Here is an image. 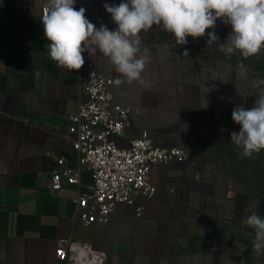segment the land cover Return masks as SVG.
<instances>
[{
	"label": "crops",
	"instance_id": "crops-1",
	"mask_svg": "<svg viewBox=\"0 0 264 264\" xmlns=\"http://www.w3.org/2000/svg\"><path fill=\"white\" fill-rule=\"evenodd\" d=\"M45 1L0 0V237L6 256L12 264H171L161 254L170 227L160 222L165 202L176 193L168 166L153 168L151 177L160 193L142 201L141 217L123 205L103 226L84 227L75 220L74 200L93 185L91 171H83L77 184H66L56 193L50 190L59 157L68 166L78 165L67 126L84 98L80 74L91 60L113 80L119 74L99 53H83L80 70L58 67L45 48ZM120 2L76 0L75 7H84L97 28L104 24L114 30L104 4ZM226 26L217 20L219 43L225 42L220 33ZM141 37L151 57L143 83H114L115 100L133 109L132 126L117 143L127 146L130 138L148 130L161 145H202L204 133L225 120L228 90L236 92L224 73L211 72L227 69L226 61L214 67L192 52L182 54L186 45H176L160 27ZM187 39L204 44L208 36ZM61 240L73 242L66 262L56 254Z\"/></svg>",
	"mask_w": 264,
	"mask_h": 264
},
{
	"label": "clouds",
	"instance_id": "clouds-1",
	"mask_svg": "<svg viewBox=\"0 0 264 264\" xmlns=\"http://www.w3.org/2000/svg\"><path fill=\"white\" fill-rule=\"evenodd\" d=\"M76 0H47L41 18L47 55L58 67L70 72L85 64L83 53L106 57L119 75L115 85L143 83L142 73L149 64V49L143 46L141 33L154 26L169 33L176 45H186L193 39L208 36L207 45H215L228 59L238 54L244 59L259 56L264 51V0H121L118 5L104 4L116 25L96 27L85 15L86 9L75 7ZM217 20L231 26L225 42L219 43L215 33ZM212 29V31H207ZM189 55L185 49L182 53ZM237 71L247 75L241 60ZM93 74V73H92ZM264 80H255L258 96L250 108L243 104L232 111V120L240 125L231 132L230 140L240 149L239 158H251L264 151ZM224 131V129H222ZM255 210L243 220L254 231L253 251L264 255V216Z\"/></svg>",
	"mask_w": 264,
	"mask_h": 264
},
{
	"label": "rangeland",
	"instance_id": "rangeland-1",
	"mask_svg": "<svg viewBox=\"0 0 264 264\" xmlns=\"http://www.w3.org/2000/svg\"><path fill=\"white\" fill-rule=\"evenodd\" d=\"M230 32L227 25L220 35L226 40ZM186 49L214 67L226 61L227 69L211 72L224 73L236 92L228 90L227 111L220 127L205 132L202 145L189 147L192 159L168 166L176 193L165 202V215L160 220L170 227L161 254L171 264H264V255L253 251L254 231L243 223L255 210L254 202L259 203L258 214L264 216V151L240 159V149L230 140V133L240 129L232 120L233 109L241 104L252 107L258 96L259 89L252 83L264 80V51L247 59L238 54L228 59L217 46L200 41L187 43ZM241 60L246 76L237 71ZM0 264H12L1 237Z\"/></svg>",
	"mask_w": 264,
	"mask_h": 264
},
{
	"label": "built area",
	"instance_id": "built-area-1",
	"mask_svg": "<svg viewBox=\"0 0 264 264\" xmlns=\"http://www.w3.org/2000/svg\"><path fill=\"white\" fill-rule=\"evenodd\" d=\"M78 82L84 88V98L69 115L67 126L78 165L68 166L66 159L59 157L50 190L56 193L66 184H77L82 172L89 170L93 185L74 200L76 221L84 227L107 225L123 205L141 217L145 211L142 201L160 193V186L151 177L153 168L186 163L193 153L184 145L157 143L148 130L130 138L127 146H120L117 139L124 138L131 128L133 109L115 100L114 80L99 72L91 60ZM72 244L70 240L59 241L56 254L61 261L68 260Z\"/></svg>",
	"mask_w": 264,
	"mask_h": 264
}]
</instances>
